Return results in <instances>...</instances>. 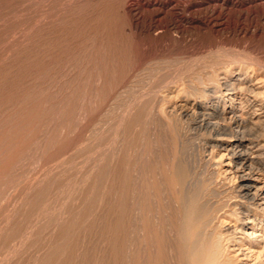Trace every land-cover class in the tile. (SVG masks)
<instances>
[{"label":"rangeland","instance_id":"374dc122","mask_svg":"<svg viewBox=\"0 0 264 264\" xmlns=\"http://www.w3.org/2000/svg\"><path fill=\"white\" fill-rule=\"evenodd\" d=\"M124 2L123 0H0V264H118V259H120L119 264L121 261V264H134L132 261L134 249H131L133 237L130 240L128 237L133 234L131 222L134 217V210L131 206L133 195L131 196L129 192L132 190L130 183L134 180L132 176H135V173L137 176L138 170L135 172L132 166L133 168L138 167L143 157L144 159L150 157L149 152L155 143L152 149L155 148L157 151L166 149L163 146L165 144L167 146L177 144L174 149L175 147L180 149L183 145V150L180 149L183 153L179 150L177 154V157L180 156L178 160L181 161V168L190 173H193L195 169L193 174H197L201 180L210 182L211 179V186L214 191L216 190L217 195L222 190L224 191V188L235 184L226 150L213 147L210 136L204 130H198L193 118L186 119L188 123L183 121L185 134L182 133V138L180 137L177 141L179 143H171V119L172 117L179 119L175 110L171 108H173L172 104L179 99L190 97L187 92L184 93L185 87L183 89V85H180L184 81L183 77L200 75L204 64L217 60L225 61L226 57L228 60L232 53L236 55L239 51L243 59H249L248 56L251 55L253 48L256 49L254 55L264 62V39H255L256 41L252 43L253 40L250 41L249 38L240 36L243 39L240 40L238 37V40L237 36L226 34L230 39L229 47L226 46L227 44L224 46V43L218 44L219 48L214 45L215 49L212 47L213 38L210 31L190 28V32L193 30L196 33L194 35L193 31L191 32L194 40L192 39V42L188 44L176 42L172 45L168 41L167 45V41L135 40L129 31V25L127 26L129 19L123 12L125 11ZM164 19L167 20L168 17ZM165 43L166 46H163ZM189 47H191L190 51ZM202 47H206L207 52ZM210 47L211 49H208ZM220 47H223L221 50H225L220 52ZM158 50H162L163 55ZM152 52H159L160 55L159 53L152 55ZM218 52L223 54V57L219 56ZM213 53L218 56H214ZM204 54H206L205 57ZM149 55L152 59H149ZM164 55L165 57H162ZM243 55L246 57L244 58ZM141 56H145V59ZM199 57L202 61L198 59ZM141 58L145 60L142 62L143 68L142 64L139 65ZM185 59H188L186 61L190 63L186 65ZM208 60H210L209 63ZM248 65L232 63V67L220 70L218 75L215 73V77L218 79L225 73H228L230 77L254 74L250 73L252 68ZM151 72L157 74L155 79V74L152 75ZM183 72L187 74L183 75ZM158 74H161V77ZM135 75L140 76L135 77ZM151 75L153 78L150 77ZM167 75L168 81L165 79ZM262 76L264 79V71ZM169 77L170 79L173 77V84ZM174 77L177 81H174ZM160 78H164L167 81H163L165 83L171 82L170 90L169 88L165 90L151 87ZM254 82H258V79ZM123 87L126 89L124 90ZM256 87L255 91L264 95V84L256 83ZM145 90L148 99L143 94ZM120 91L123 94L122 92L120 94ZM161 95L160 101L158 98ZM136 97L138 101L134 99ZM155 97H157L156 100ZM124 103L133 105L127 107ZM137 104L140 105L137 106ZM153 107L155 110H152ZM136 108H138L137 111ZM156 108H160V111ZM126 109H130L132 115L129 110L130 114H127ZM165 109L166 112H164ZM123 110L126 113L122 112ZM170 112H173L174 116ZM123 113L129 115L128 118H125ZM163 113H166V116ZM147 118H150V122ZM151 119L155 124L154 127ZM147 122L150 124L148 125ZM147 125L151 128L148 129ZM160 127L165 130L163 131ZM262 128L264 132V122ZM161 131L167 132L163 133V136ZM145 132L149 134L148 138ZM158 136L165 138L160 140V138L157 139ZM203 138L207 140L204 141ZM226 138L229 139V136L223 135L221 139L226 141ZM140 140H143L144 146ZM122 141L127 143L122 144ZM158 141H162V145ZM185 141L187 142L186 148ZM188 143L191 144L189 147ZM103 148L104 152H102ZM145 149H149V152ZM139 150H143V153ZM134 152H137L135 154L138 160ZM168 154L167 161H171L168 163L166 161L165 165H169L167 168L171 169V162L175 158L176 151L172 150ZM194 155L198 156V159ZM152 156L158 158L154 153ZM118 166L120 168H117ZM200 166H202L201 169ZM127 168L130 169L129 172ZM121 170H125L124 174L127 175V179L122 180V175L118 176L123 173ZM198 171H200L199 175ZM207 175L215 176L207 177ZM120 182L131 187L124 184L123 187L128 189L122 192ZM118 188L120 191L117 190ZM121 192V195L118 194ZM126 192L127 194H124ZM120 196L124 201V198L128 200L123 202L124 205L121 204ZM130 209L133 213L129 211ZM122 210L123 213H121ZM118 214L122 217L121 219ZM131 214L132 217L129 216ZM230 214L223 217L225 219L222 227L237 224H235L236 214ZM117 220L118 225L121 226H117ZM118 227L128 230L116 229ZM117 236L122 237L120 238L122 246L118 245V247L121 246L119 249L117 247L115 249L114 245L115 242H120ZM261 246H264V243H261ZM122 247L125 248L122 249ZM236 247L238 248L239 245ZM244 252L247 253L248 250L238 249L234 254L242 258ZM120 254H124L123 257ZM122 258L124 260H121Z\"/></svg>","mask_w":264,"mask_h":264},{"label":"bare ground","instance_id":"6f19581e","mask_svg":"<svg viewBox=\"0 0 264 264\" xmlns=\"http://www.w3.org/2000/svg\"><path fill=\"white\" fill-rule=\"evenodd\" d=\"M123 1H125L124 5H123L125 11H123V12L126 13V15L128 16L127 18L129 19L127 26L129 25L128 26L129 31L135 40H154V41L157 40L160 42L161 41H164V42L167 41V45H168V41L171 42L169 44H172V43L174 44L176 42H179L182 44H188V43H190V41L192 39L194 40L193 36L196 33V32L194 33V31L192 30L194 35L191 34L192 31L190 32V28H193L194 30H195V28H198V30L200 29V31H202V29H207V31H210L213 39L211 38L210 35H208V36H210V38L212 39V45H213L212 47L213 48L216 47L214 45L218 46V44L220 45V44H224V43H225L224 46L227 44L226 46L229 47L228 43H230V39L226 36V34L235 35V37L237 36L238 40H239L240 36H243V38H246V39L249 38V39H251L250 41L253 40L252 43L254 42L255 39H258V38L264 39V0H123ZM166 17H168L167 20L164 19ZM198 30H197V32H198ZM206 34H208V32H206ZM201 35H202V33L199 36L200 38H201ZM132 36H131V38H132ZM243 38H240V40ZM234 40H235V38H234ZM234 40H233V42H234ZM196 41H198V40H196ZM152 42L153 41H151V43ZM231 42H232V40H231ZM133 43L134 42L132 41V44ZM263 43H264V41H263ZM207 44H208V42H207ZM146 45H147V41H146ZM163 46H166V43H165V45L163 44ZM231 46H232V44H231ZM183 47H184V45H183ZM207 47H209V46H207ZM190 48L191 47H189V51H190ZM203 48L204 47H202V49ZM205 48H204V51L207 52V50H205ZM217 48H219V46ZM221 48H223V47H220V50H221ZM193 49H191V50L194 51ZM208 49H211V47ZM164 50L166 51L167 49H164ZM197 50H198V48H197ZM217 50H219V49H217ZM222 50H225V49H222ZM222 50L220 52H222ZM227 50L228 49H226V51ZM161 51H159V52H161ZM201 51L202 50H200V52ZM255 51H256L255 48H253V50H251V53H250L251 55L248 56L249 59L246 58L248 61L246 59H243V57L241 55H239V54H241L240 51H239V54L237 53L236 55H233V53H232L233 56L230 55L228 57V60L226 57L225 61H223V60H220V61L217 60L216 61L215 58L212 57V58H214V60L216 62H213V61L210 62V60H208V63L210 62V64H206V65L204 64V67L202 69L203 72L200 75L196 76L197 74H195L194 75L195 77H191L189 75L183 77L184 81L181 80L182 83H180V85H183L182 86L183 89L185 87L186 91H184V93L187 92L190 97L179 99L178 101L174 102V104H172L173 108H171L172 110H175V112L178 115V118L180 119V120L175 119V117H172V119L170 118L172 120L171 125H170V132H171L170 136L172 138L171 143L172 142L173 143L174 142L179 143L177 141H179L181 135H183L182 133L185 130V129H183V127H184L183 121H186V119H188V118H193L196 121V125L198 127V130L199 129L204 130V132L206 134H208V136H210V142L213 143V147L216 146V147H219V148L226 150L228 158L230 159L231 164L230 163L229 164L231 165V168H232V174H234V177H235V184L228 186V188H226V189L224 188V191L222 190L219 193V195H217V192H215L216 190L214 191V188L211 186V184H212V183H210L211 179H210V182L207 180H205V181L201 180L199 178V176H197V174L196 175L193 174L195 169H194L193 173H190L187 170H184V168H181V165H180L181 161H180V159L178 160V158L180 156L177 157V154L181 151L180 149H182V147H184V146L182 145V147L180 149H178L176 147L174 149V146H176L177 144L174 146H170V145H172V144H170V140H169L170 145H168V146L166 144L163 145V146H165L166 149L161 150V151H157V150H155V148L152 149L154 147V145L156 144L155 143L156 140H155L153 142L155 144H153V147H151L150 152H149V149H145L147 152H149L150 157H147L146 159H144V157H143V159H142L143 161L141 160V162L139 163V166H138L139 168L136 166L135 168H137V169H135V168H133L134 166H132V169L134 171L138 170V172L135 171V172H137V176L135 173V176H132L134 178V180L131 178L133 180V183H130V184H132L131 185L132 187L129 185H126V183H124V184L126 186H129L132 188V190H131L132 193H130L131 192L130 191L129 194L133 195V201H131V202H133V205H131L132 210H134L133 220L131 219L132 220L131 223H132V228H133V231H132L133 234L131 232V234H132L131 237H130V235L128 237H129V240H130V238L133 237V242H131V243H133L134 246H133V244L130 243V241H128V243H129V245L130 244L132 245L131 249L132 250L134 249V252H133L134 256H133V260H132L134 264H264V251H263L264 246H261V243H264V142H263L264 132H263V128H262V125L264 122V95H260V93H257L255 91L257 88L256 83H263L264 84V79H262L263 78L262 73L264 71V62L260 57L254 55ZM156 52H152V55L159 53V52L158 53H156ZM198 52H199V50H198ZM220 52H218V53H220ZM173 53H174V51H173ZM161 54H162V52H161ZM159 55H160V53H159ZM198 55H199V53H198ZM222 55L220 53L219 56H222ZM224 55L226 56L225 52H224ZM245 55L247 56V54H245ZM205 56H206V54H204V57ZM214 56H218V55L214 54ZM225 56H224V58H225ZM246 56H244V58ZM141 57H143V56H141ZM149 57H150V55H149ZM156 57H157V55H156ZM162 57H165V55ZM188 57L191 58V56H188ZM143 58H141L142 61L140 62V64L138 63L140 66H141L142 62H145V60H143ZM157 58H159V57H157ZM208 58H210V57H208ZM149 59H152V58L150 57ZM198 59H200V57ZM250 59H251V61H250ZM186 60H188V59H185V61ZM192 61H193V59H192ZM198 61L199 60H197V62ZM187 63L188 62L186 61V65H187ZM232 63L233 64L234 63H239V64L243 63L246 65L249 64L248 67L250 66L249 68H252L251 69L252 71L250 73L253 72L254 74L248 73L244 76L239 75L237 77H230L227 75L228 73L227 74L225 73V75H223V76L220 75L221 77L218 79L215 77V75H216L215 73H217V75H218V72L220 70L223 71L224 68L227 69V67L231 66ZM183 64H185V63H183ZM197 64L199 66L200 62ZM143 65L144 64H142V68H143ZM201 65H202V62H201ZM199 68L200 67H198V69ZM150 69L154 70L152 68H150ZM137 71H138V69H137ZM211 71H213V73H211ZM193 72H195V71H193ZM151 73H152V75L155 74L154 75V79H155L156 78L155 76H157V74L154 72H151ZM184 73H186V72H183V75H184ZM146 74H148V73H146ZM149 74H150V72H149ZM188 74H189V72H188ZM152 75L150 77H152ZM190 75H191V73H190ZM137 76H140V75H137ZM137 76L135 75V77H137ZM142 76L144 77V75H142ZM159 76L161 77V74ZM163 76H165V74ZM150 77H148V78H150ZM128 78H129V76H128ZM136 79H138V78H136ZM160 79L155 84H152L151 87L156 88V89H157V87L159 89L160 88L168 89L170 83L173 81V79L171 80L169 77L171 82H169V83L163 82V81H166L168 79V75L165 78L166 80L164 78H163L164 80L163 79L160 80ZM179 79L180 78H178V80ZM256 79H258V82L253 83V81ZM126 80H128V79H126ZM150 81H152V80L150 79ZM174 81H177V80H175V77H174ZM137 82L138 81H136V83ZM153 83H154V81H153ZM176 83L178 84L179 82H176ZM172 84H173V82H172ZM128 85H129V82H128ZM173 86H175V85H173ZM173 86H172V88H173ZM124 87H123V89H124ZM178 87H180V86H178ZM139 88H141V87H139ZM170 88H169V90H170ZM183 89H182V91H183ZM158 91L160 92L161 90H158ZM121 92L122 91H120V94H121ZM124 92H126V91H124ZM145 92H146V90L143 91V94H144V96H147L145 98L148 99V95H146ZM150 92L152 93V91H150ZM163 92H166V91H163ZM176 93H178V92H176ZM122 94H123V92H122ZM138 94H139V92H138ZM162 94H164V93H162ZM124 95H122V96H124ZM154 95H156V94H154ZM171 95H173V94H171ZM181 95H182V93H181ZM188 95H186V96H188ZM119 96H121V95H119ZM136 96H138V95H136ZM140 97H141V95H140ZM140 97H139V99H140ZM157 97H155V100ZM161 97H162V95L158 99L159 100L162 99ZM137 98L138 97H136L134 99L137 100ZM141 98H144V97H141ZM173 98H174V96H173ZM191 100H193V101H191ZM163 101H164V99H163ZM132 102H133V100H132ZM159 102H157V103H159ZM124 104H126V103H124ZM140 104H141V102H140ZM140 104H137V106ZM162 104H163V102H162ZM170 104H171V102H170ZM128 105L131 106L133 104H128ZM128 105L126 104L127 107H129ZM145 105H146V103H145ZM154 105H155V103H154ZM126 106H125V108H126ZM148 106H149V101H148ZM157 106H159V105L157 104ZM157 106H155V107H157ZM131 108L132 107H130V109ZM139 108H141V106ZM130 109H126L127 114H130V113H128V110L130 111ZM159 109H157V110H159ZM171 109H169V110L171 111ZM137 110H138V108H136V111ZM144 110L146 111V109H144ZM152 110H155L154 107L152 108ZM124 111L125 110H123L122 112H124ZM145 111H143V112H145ZM161 112H162V109H161ZM164 112H166V109ZM125 113H126V111H125ZM150 113H148V114L150 115ZM171 113L174 116L173 112H170V114ZM163 114L166 116V113H163ZM131 115H132V112H131ZM128 116L129 115H125L124 117L128 118ZM168 117L169 116H167V119L169 120ZM153 119H154V117H153ZM162 119H163V117H162ZM121 120L122 119L120 118V121ZM142 120L144 121V119H142ZM149 120H150V118L148 119V121ZM120 121H118V123ZM128 121H129V119H128ZM138 121H140V120L138 119ZM151 121H152V119H151ZM124 122H125V120H124ZM136 122H137V120H136ZM149 122H147L148 125L150 124ZM154 122H155V120H154ZM167 122L168 121H166L165 123L168 125ZM186 122L188 123V121H186ZM122 123H121V125H122ZM129 123L130 122H128V124ZM125 124H127V123L125 122ZM143 124L145 125V123H143ZM152 124H154L153 121H152ZM117 125L120 126V124H117ZM124 125H123V127H124ZM148 125H147V128L149 129L150 126L148 127ZM159 125H158V127H159ZM154 126H155V124L153 125V127ZM120 127H119V129H121ZM162 127H160V128H162ZM167 129H169V128H167ZM164 130H165V128L163 129V131ZM163 131H161L162 134L164 133ZM153 132L156 133L155 131H153ZM166 132L167 131H165V133ZM137 133L139 134V131ZM143 133H144V130H143ZM164 134H163V136H164ZM184 134H185V132H184ZM124 135H126V134H124ZM124 135H122V136H124ZM223 135H228L229 139H227L228 138L227 137L226 138L227 140L224 141L225 136H224V139H221L223 137ZM155 136H157V135H155ZM160 136H158L157 139L160 138V140H161L162 138H165V137H160ZM127 137H126V139H127ZM145 137H146V135H145ZM148 137H149V134H147V138ZM151 137H152V135H151ZM166 137L169 138V136H166ZM200 137H202V136H200ZM136 138H137V135H136ZM142 138H144V137L142 136ZM153 138L156 139V137H154V136H153ZM163 140H166V139H163ZM203 140H204V138H203ZM205 140H207V139H205ZM141 141H142V145L144 146L143 140H140V142ZM167 141H168V139H167ZM144 142H146V141H144ZM158 142L162 145V141H158ZM163 142H165V141H163ZM123 143L124 142L122 141V144ZM126 143H124V144H126ZM146 143H148V142H146ZM186 143L187 142L185 141V148H186ZM193 143H194V141L192 142V144ZM206 143H208V142H206ZM190 145L191 144H189L188 147ZM134 146L136 147V145H134ZM137 146H138V144H137ZM158 147H157V149H159ZM140 149H142V148H140ZM172 150L176 151V155H175L174 160L171 162L172 163L171 169H168L167 166H169V165L166 166L165 164H166L167 158H169L168 155L171 154V153L168 154V152H171ZM122 151L124 152V149ZM139 151L142 152L143 150H139ZM102 152H104V148H103ZM126 152L128 153V151H126ZM141 152H139V153L141 154ZM152 152L154 153V155L156 154V156H158V158L155 156H152V154H153ZM181 152L183 153V151H181ZM135 153H137V152H134V154ZM125 154H124V156L127 155V154L126 155ZM185 154H187V153L185 152ZM193 154L194 153H192V155ZM136 155L137 154H135V158H136ZM145 155L147 156V154H145ZM138 156H139V154H138ZM142 156H143V154H142ZM189 156H191V154ZM194 156L196 159H198L197 158L198 156L197 157H196V155H194ZM191 157H193V156H191ZM203 157L206 158L205 156H203ZM199 158H200V156H199ZM125 159H127V156ZM186 159L188 160L189 158H186ZM135 160H134V162L136 163L138 159L136 161ZM169 161H171V160H169ZM169 161H167V163ZM190 161L191 160H189V162ZM189 162L188 163L186 162V163L189 164ZM193 162L196 163V161H192V163ZM197 162H199V161H197ZM192 163H191V165H192ZM137 165H138V163H137ZM204 165H206V164H204ZM192 167H193V165L191 166V169H192ZM201 167L202 166H200V169H201ZM117 168H120V166H118ZM189 168H190V166H189ZM204 169H206V167H204ZM127 170H128V168H127ZM127 170H126V174H127ZM109 171H110V169H109ZM122 171H123V173H122ZM129 171H130V169L128 170V172ZM134 171L132 173H134ZM124 172H125V170H121L122 174L118 173L119 174L118 176L122 175V178L120 177L122 180H124L125 178L127 179V177H126L127 175L125 176ZM199 172L200 171H198V175H199ZM201 172H202V170H201ZM210 172H209V174H210ZM104 174H105V172H104ZM109 174H110V172H109ZM211 174H214V172L213 173L211 172ZM107 175H108V172H107ZM210 176L214 177L215 175L214 176L213 175H207V177H210ZM102 178H104V177H102ZM119 180L120 179H118V181ZM122 180H121V182H122ZM132 180L130 182H132ZM213 180L214 179H212V181ZM215 180H216V178H215ZM216 182H218V181H216ZM115 183H116V181H115ZM121 184H122V188H120V190L122 189V192L123 191L125 192V190L128 188H124L123 187L124 184L123 183H121ZM121 184L119 186H121ZM224 184H221V185L224 186ZM213 186H216V185L213 184ZM112 188H114V187H112ZM117 190H119V188ZM217 191H218V189H217ZM122 192L118 193V194L121 195ZM124 194H127V192ZM129 194L127 196H129ZM124 196H126V195H124ZM120 198H122V197L120 196ZM131 198H129V199L131 200ZM124 199H125V201L127 200L126 198H124ZM120 201H121V204H123V202H125L123 200V198ZM126 203H128V202H126ZM129 204H132V203H129ZM129 204H127V206ZM117 206H118V204H117ZM128 207H130V206H128ZM124 210H126V209H124ZM129 211H131V209ZM129 211L127 210L128 214H129ZM120 212L121 211H119V213ZM121 213H123V210ZM131 213H133V212L131 211ZM229 213H231L230 215H232V213L236 214L235 216H236L237 220L234 219V217H233V219L236 220L235 224L236 223L237 224L236 225L232 224L229 226L226 225L225 227L224 226L222 227L223 220L225 219L223 217L228 216ZM118 216H119V214H118ZM126 216H128L127 213H126ZM129 216L132 217V214ZM119 217H120V219L122 218L121 216H119ZM124 220H127V219H124ZM231 221H229V223H231ZM119 222H120V220H119ZM116 224H117V226H121V225H118V220H117ZM119 224L124 225L123 223H119ZM129 224H130V219H129ZM129 224H128V226H130ZM120 228L118 227L116 229H120ZM129 228H131V227H129ZM125 229L128 230L127 228H125ZM125 229L123 227L121 228L122 231H125ZM116 232H117V230H116ZM125 234H127V232ZM120 236H121V233H120ZM117 237H119V236H117ZM117 237H116V239H117ZM125 237H127V236H125ZM120 238H122V237H119L118 240H120ZM123 240H126V239H123ZM115 241H117V240H115ZM123 242H125V241H123ZM244 242H246V243H244ZM120 243H121V240H120V242L118 241V243L115 242V244H114L115 249H117V248L119 249L122 246L121 245L122 243L121 244ZM118 245H121V246L118 247ZM237 245H239L238 248L236 247ZM124 246H126V245H124ZM124 248L125 247H122V249H124ZM238 249L248 250V252L247 253L244 252L242 258H240L239 257L240 255L237 256L234 254L236 250L238 251ZM119 251H120V253H122L121 250H119ZM131 253H132V251H131ZM118 255H119V253H118ZM123 255H121V257H123ZM117 257L118 256H116V258ZM119 260L120 259H118V261ZM121 260H124V258H122ZM118 261H117V263L119 264ZM126 261H127V259H126ZM121 263H122V261L120 262V264Z\"/></svg>","mask_w":264,"mask_h":264}]
</instances>
